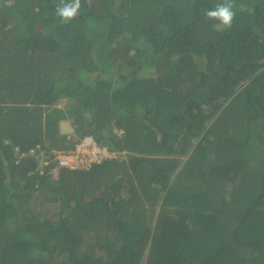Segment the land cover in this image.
Listing matches in <instances>:
<instances>
[{"label":"trees","instance_id":"16d2710c","mask_svg":"<svg viewBox=\"0 0 264 264\" xmlns=\"http://www.w3.org/2000/svg\"><path fill=\"white\" fill-rule=\"evenodd\" d=\"M222 2L0 0V264H264V0Z\"/></svg>","mask_w":264,"mask_h":264},{"label":"built area","instance_id":"2783aa9c","mask_svg":"<svg viewBox=\"0 0 264 264\" xmlns=\"http://www.w3.org/2000/svg\"><path fill=\"white\" fill-rule=\"evenodd\" d=\"M113 131H116L115 129ZM119 134L121 132H118ZM23 153L21 156H23ZM29 154L35 155L36 157L42 156L41 166L47 165L51 159L56 160V165L52 167L51 173L53 176L57 175L59 167H66L70 169L74 168H87L91 163H99L104 159L112 158L116 156L115 152L108 151L105 147H100L96 144L92 136L88 135L83 137L79 142L76 143L75 148L69 152L55 151L53 157L49 158L40 145H36L34 148L29 150ZM43 169H40V172Z\"/></svg>","mask_w":264,"mask_h":264},{"label":"clouds","instance_id":"9594fccd","mask_svg":"<svg viewBox=\"0 0 264 264\" xmlns=\"http://www.w3.org/2000/svg\"><path fill=\"white\" fill-rule=\"evenodd\" d=\"M92 0H86V3L91 5ZM81 8V0H59L56 6V14L64 21H70ZM206 19L218 21V28H230L235 16L230 0H223L222 3H217L214 8L204 10ZM56 177V176H55Z\"/></svg>","mask_w":264,"mask_h":264},{"label":"rangeland","instance_id":"374dc122","mask_svg":"<svg viewBox=\"0 0 264 264\" xmlns=\"http://www.w3.org/2000/svg\"><path fill=\"white\" fill-rule=\"evenodd\" d=\"M150 72H151V70H146L147 74L150 73ZM70 129H71V127H70V123L68 121H62L61 122V130L63 132H69Z\"/></svg>","mask_w":264,"mask_h":264}]
</instances>
